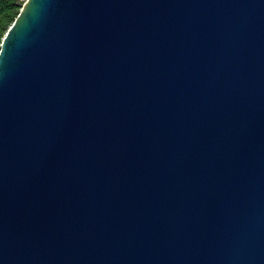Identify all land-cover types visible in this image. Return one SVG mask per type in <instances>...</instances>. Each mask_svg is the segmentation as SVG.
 Returning a JSON list of instances; mask_svg holds the SVG:
<instances>
[{
  "label": "water",
  "instance_id": "1",
  "mask_svg": "<svg viewBox=\"0 0 264 264\" xmlns=\"http://www.w3.org/2000/svg\"><path fill=\"white\" fill-rule=\"evenodd\" d=\"M0 264H264V0H26Z\"/></svg>",
  "mask_w": 264,
  "mask_h": 264
},
{
  "label": "trees",
  "instance_id": "2",
  "mask_svg": "<svg viewBox=\"0 0 264 264\" xmlns=\"http://www.w3.org/2000/svg\"><path fill=\"white\" fill-rule=\"evenodd\" d=\"M26 0H0V50L2 40L20 14Z\"/></svg>",
  "mask_w": 264,
  "mask_h": 264
}]
</instances>
